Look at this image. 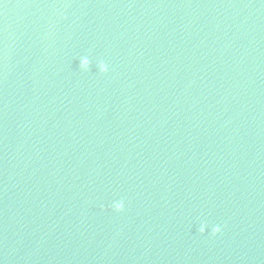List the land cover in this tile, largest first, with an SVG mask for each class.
I'll list each match as a JSON object with an SVG mask.
<instances>
[{"label":"water","instance_id":"95a60500","mask_svg":"<svg viewBox=\"0 0 264 264\" xmlns=\"http://www.w3.org/2000/svg\"><path fill=\"white\" fill-rule=\"evenodd\" d=\"M0 264H264V0H0Z\"/></svg>","mask_w":264,"mask_h":264},{"label":"clouds","instance_id":"9594fccd","mask_svg":"<svg viewBox=\"0 0 264 264\" xmlns=\"http://www.w3.org/2000/svg\"><path fill=\"white\" fill-rule=\"evenodd\" d=\"M115 207H116L117 211H122L124 208V205H123V203H120V204H117Z\"/></svg>","mask_w":264,"mask_h":264}]
</instances>
